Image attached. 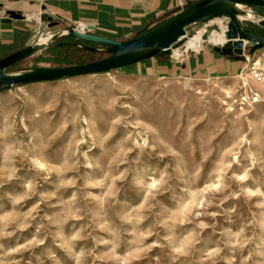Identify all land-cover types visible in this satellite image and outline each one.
<instances>
[{"label": "rangeland", "instance_id": "374dc122", "mask_svg": "<svg viewBox=\"0 0 264 264\" xmlns=\"http://www.w3.org/2000/svg\"><path fill=\"white\" fill-rule=\"evenodd\" d=\"M41 23L38 41L64 30ZM205 24L188 37L203 29L213 49L219 26ZM249 47L250 61L264 52ZM66 53L6 73L59 68ZM146 63L0 92V264H264V83L247 61L196 78Z\"/></svg>", "mask_w": 264, "mask_h": 264}, {"label": "water", "instance_id": "95a60500", "mask_svg": "<svg viewBox=\"0 0 264 264\" xmlns=\"http://www.w3.org/2000/svg\"><path fill=\"white\" fill-rule=\"evenodd\" d=\"M245 9L259 18L254 25L264 30V0H196L168 17L157 27L124 42L90 33L93 30L92 27L79 32L70 22H66L64 30L51 36L45 43L38 41V37L42 35L40 32L33 43L0 59V92L28 84L105 73L154 57L169 56L172 50L185 43L191 32L216 18L228 19V31L225 33L228 42L224 47H213V50L221 55L241 59L244 56L246 45L251 46L248 50L250 55L264 48V37L255 35L241 24L239 17L246 14ZM8 16L9 19L6 22L11 19H21V15L14 12H9ZM47 22L52 23V20L48 18ZM64 34L75 41L51 45L50 42ZM54 46L78 47L85 52L104 54L107 57L88 64L62 68H32L16 74L6 73L9 68Z\"/></svg>", "mask_w": 264, "mask_h": 264}, {"label": "crops", "instance_id": "0c3cea01", "mask_svg": "<svg viewBox=\"0 0 264 264\" xmlns=\"http://www.w3.org/2000/svg\"><path fill=\"white\" fill-rule=\"evenodd\" d=\"M196 0H50L38 4L23 0H0V59L30 45L39 34L41 21L92 27L90 33L124 42L157 27L168 17ZM21 15L9 19L8 13ZM200 38L185 44L198 54L180 55L179 49L170 57H154L144 65L149 74L166 78L223 77L241 69L243 59L202 48ZM209 44L216 46L215 43ZM247 46V45H246ZM250 48V47H249Z\"/></svg>", "mask_w": 264, "mask_h": 264}, {"label": "bare ground", "instance_id": "6f19581e", "mask_svg": "<svg viewBox=\"0 0 264 264\" xmlns=\"http://www.w3.org/2000/svg\"><path fill=\"white\" fill-rule=\"evenodd\" d=\"M245 11H246V14L244 16H240L239 17L240 20H250L251 21L253 19H256L255 15H253L250 11H248L247 9H245ZM212 23H217L218 24L219 31H212L211 34L208 35L206 41L207 42L209 41V42L215 43L216 46L223 45L225 43V40H226V37H225L226 28L222 24V21L219 20V19H214L212 21H209V24H212ZM76 30L79 31V32L84 31V30H78V29H76ZM203 33H204V30L203 29L198 30L193 36L186 38L185 44L186 43H189L191 40H193L195 38H200V42L199 43H202V41H203L202 36L204 35ZM40 36H43V35H40ZM46 41H47V39H44L42 41H39V43H45ZM176 50H178V49L172 50L171 54L174 51H176Z\"/></svg>", "mask_w": 264, "mask_h": 264}, {"label": "built area", "instance_id": "2783aa9c", "mask_svg": "<svg viewBox=\"0 0 264 264\" xmlns=\"http://www.w3.org/2000/svg\"><path fill=\"white\" fill-rule=\"evenodd\" d=\"M23 1H28V2H33V3H38V4H44L50 0H23ZM184 6L183 8H185ZM222 24L225 26L226 31H228V24L229 21L226 18H221ZM203 27L207 29V25L204 24ZM204 41H202L203 43ZM228 42V40H225V43L223 45H220L221 47H224V45ZM208 43V42H207ZM211 45V44H210ZM213 46V45H212ZM217 47V46H214ZM250 56H247L246 61L247 65L249 66V75L252 77V79L257 82V83H264V52L260 53L257 55L256 59L254 60V57L252 55V60H249Z\"/></svg>", "mask_w": 264, "mask_h": 264}, {"label": "trees", "instance_id": "16d2710c", "mask_svg": "<svg viewBox=\"0 0 264 264\" xmlns=\"http://www.w3.org/2000/svg\"><path fill=\"white\" fill-rule=\"evenodd\" d=\"M253 28L256 27L255 25H251ZM144 34V33H143ZM264 37V36H262ZM58 49H65L66 50V56H69V52H72V57L67 59V60H63L61 63V66H59V68L62 67H69V66H74V65H79V63H73V58L75 59H81L83 57H94V56H102L103 58L107 57V55L104 54H94V53H88L85 52L84 50L78 48V47H73V46H57V50Z\"/></svg>", "mask_w": 264, "mask_h": 264}, {"label": "flooded vegetation", "instance_id": "af4514ba", "mask_svg": "<svg viewBox=\"0 0 264 264\" xmlns=\"http://www.w3.org/2000/svg\"><path fill=\"white\" fill-rule=\"evenodd\" d=\"M261 12V11H259ZM251 32H253L255 35L258 36H264V32L262 29L258 28V27H254L253 29H249Z\"/></svg>", "mask_w": 264, "mask_h": 264}]
</instances>
